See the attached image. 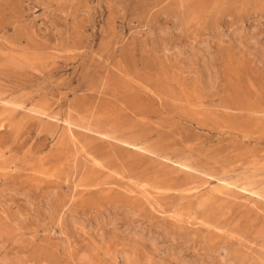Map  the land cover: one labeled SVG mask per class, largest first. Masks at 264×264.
<instances>
[{"label": "rangeland", "instance_id": "rangeland-1", "mask_svg": "<svg viewBox=\"0 0 264 264\" xmlns=\"http://www.w3.org/2000/svg\"><path fill=\"white\" fill-rule=\"evenodd\" d=\"M212 1L0 0V264H264V0Z\"/></svg>", "mask_w": 264, "mask_h": 264}, {"label": "bare ground", "instance_id": "bare-ground-1", "mask_svg": "<svg viewBox=\"0 0 264 264\" xmlns=\"http://www.w3.org/2000/svg\"><path fill=\"white\" fill-rule=\"evenodd\" d=\"M201 1V2H200ZM212 1V0H211ZM211 1L210 0H207V2L206 1H202V0H199V2H200V4L199 5H197V4H195V5H197L196 7L194 6V8H191L192 10H190L191 12H190V14H189V16H190V18L191 19H189V17H188V15L186 16V19L188 20L189 19V21L190 20H195L196 18H198L204 11L206 12L207 11V9H209V8H211L210 7V4H211ZM216 1H218V0H216ZM220 1V0H219ZM256 1V0H255ZM257 1H259V0H257ZM212 3H213V1H212ZM248 3V2H247ZM251 3H255L254 1L253 2H251ZM217 4V3H216ZM191 6H193V5H191ZM186 9V8H185ZM210 10V9H209ZM211 11V10H210ZM186 13H189V11H186ZM212 15V14H211ZM202 17L204 16V14L203 15H201ZM201 18V17H200ZM205 17H203V19H204ZM202 20V19H201ZM200 20V21H201ZM185 21V20H184ZM188 21V22H189ZM199 21V20H198ZM204 21H205V19H204ZM187 22V23H188ZM191 22V21H190ZM197 22V21H196ZM195 22V23H196ZM192 23H194V21H192ZM190 23H188V25H189ZM192 25V24H191ZM196 25V24H195ZM192 26H194V25H192ZM253 31H255V30H253ZM162 35H163V33H162ZM253 35V34H252ZM252 35H250V37L252 36ZM254 36V35H253ZM251 37L252 39V43L255 45V47L257 46V45H259V39L257 40L255 37ZM249 37V38H250ZM262 45V44H261ZM250 47V46H249ZM252 47V46H251ZM258 47V46H257ZM256 47V48H257ZM259 49H254L258 54L257 55H260L261 56V59L264 61V45H262V47H260V45H259V47H258ZM179 50V49H178ZM254 52V51H253ZM255 52V53H256ZM4 57H6V56H4ZM207 57V56H206ZM263 57V58H262ZM1 59H3L2 57H1ZM8 59V58H7ZM31 59V58H30ZM18 60H20V58L18 59ZM2 61H4V60H2ZM1 61V62H2ZM9 61H11L10 59H9ZM13 63H17V62H14V61H12ZM4 63V62H3ZM8 63V62H7ZM12 63V64H13ZM1 64V63H0ZM212 64V63H211ZM2 65H4V64H2ZM9 65H11V64H9ZM14 65H16V67H17V64H13V66ZM205 65H206V62H205ZM18 66H20L19 65V63H18ZM162 66V65H161ZM212 66H213V64H212ZM0 67L2 68V66L0 65ZM9 68H10V66H8ZM21 67V66H20ZM23 67V66H22ZM205 67V66H204ZM207 67V66H206ZM6 68V67H5ZM214 68V67H213ZM1 70V69H0ZM204 70H206L207 71V73H208V78L209 79H212V76H211V73H210V69L209 70H207V68H205ZM145 74H147V73H145ZM214 74V73H213ZM155 75V74H154ZM151 76V75H150ZM153 77V76H152ZM207 78V79H208ZM153 79V78H152ZM214 81V80H213ZM164 83H166L167 84V81L166 82H164ZM215 84V83H214ZM156 86V85H155ZM210 86H212V84L210 85ZM168 89H170V88H168ZM147 92V91H146ZM151 93V92H150ZM170 94V93H169ZM129 96V95H128ZM137 96V95H136ZM153 96V95H152ZM171 96V95H170ZM134 97V96H133ZM156 97V96H155ZM193 97V96H192ZM195 97V96H194ZM128 98V97H127ZM152 99V98H151ZM157 99V98H156ZM74 101V99L72 100V102ZM79 101H81V100H79ZM84 101L85 100H83L82 102H78L75 106L78 108V107H81V105L83 104V105H85L84 104ZM167 101V100H166ZM87 102V101H86ZM74 103V102H73ZM191 103V102H190ZM194 103V102H193ZM165 104V103H164ZM170 104V103H169ZM13 105V104H12ZM39 105V107H40V104H38ZM95 105V104H94ZM142 105V104H141ZM19 107H20V105H18ZM97 106V105H96ZM138 106H139V104H138ZM143 106V105H142ZM200 106V105H199ZM36 107V106H35ZM83 107V106H82ZM95 107V106H94ZM93 107V108H94ZM140 107V106H139ZM41 108V107H40ZM47 108V107H46ZM85 108V107H84ZM174 108V107H173ZM37 109V108H36ZM69 109V108H68ZM95 109V108H94ZM97 109V108H96ZM141 109V108H140ZM86 110H87V108H86ZM98 110H99V108H98ZM198 110V109H197ZM42 111V110H41ZM100 111V110H99ZM101 111H102V109H101ZM36 113L37 112H39V109L37 110V111H35ZM42 112H44V110L42 111ZM69 112H70V110H69ZM92 112H93V110H92ZM95 112H97V110L95 111ZM133 112V111H132ZM143 112V111H142ZM167 112V111H166ZM204 112V111H203ZM33 113V112H32ZM71 113V112H70ZM139 113H140V111H139ZM183 113V112H182ZM194 113V112H193ZM78 114V113H77ZM96 114V113H95ZM99 114H102V113H99ZM134 114V113H133ZM168 114V113H167ZM39 115V114H38ZM70 115V114H69ZM103 115H104V113H103ZM137 115V114H136ZM140 115V114H139ZM145 115V114H144ZM89 116V115H88ZM93 115H91V117H92ZM95 116V115H94ZM97 116V115H96ZM140 116H142V115H140ZM116 117V116H115ZM133 117H135V116H133ZM180 117V116H179ZM193 117V116H192ZM191 117V118H192ZM142 118V117H141ZM93 119H95V118H93ZM92 119V120H93ZM103 119V118H102ZM143 119H145V118H143ZM90 120H91V118H90ZM115 120V119H114ZM184 120V119H183ZM96 121V120H95ZM133 121V120H132ZM143 121V120H142ZM93 122V121H92ZM122 122V121H121ZM143 124H145L144 122H142ZM66 124H67V122H66ZM71 124V123H70ZM90 124V123H89ZM67 125H69V124H67ZM111 125V124H110ZM119 125V124H118ZM125 125V124H124ZM90 126V125H89ZM70 127V126H69ZM74 127V126H73ZM76 127V126H75ZM123 127V126H122ZM76 128H78V127H76ZM90 128V127H89ZM88 129V128H87ZM95 129V128H94ZM67 130V129H66ZM143 130V129H142ZM142 130H140L141 132H142ZM68 131V130H67ZM65 132V133H68V132ZM78 131V130H77ZM86 131V130H85ZM115 131L116 130H114L113 129V131H110V133H115ZM138 131V130H137ZM145 131V130H144ZM156 131V130H155ZM82 132V131H81ZM97 132L98 133H100L101 135H103L102 134V132L100 131V130H97ZM148 132V131H147ZM109 133V132H108ZM131 134H133V132H130ZM68 134H71V133H68ZM100 134H98V135H100ZM100 135V136H101ZM125 135V134H124ZM130 135V134H129ZM140 134L138 133V136H139ZM70 136V135H69ZM104 136H105V133H104ZM108 136H109V134H108ZM114 136V135H113ZM131 136V135H130ZM129 136V138H127L128 136H125V140H124V143L127 145V148H132L133 150L134 149H138L139 150V148H140V143H139V138L138 137H136V135L134 136V137H130ZM73 137V136H72ZM141 137H143V135L141 136ZM146 139V138H145ZM148 139V138H147ZM75 140V139H74ZM122 140V139H121ZM162 140V139H161ZM143 141V140H142ZM147 141V140H146ZM171 141V140H170ZM145 142V141H144ZM143 143V142H142ZM72 144V143H71ZM145 144H149V143H145ZM151 145V144H150ZM243 145V144H242ZM122 146V145H121ZM149 146V145H148ZM175 146V145H174ZM183 146V145H182ZM246 146V145H245ZM123 147V146H122ZM178 147V146H177ZM123 148H125V147H123ZM144 148V147H143ZM141 149V148H140ZM147 149V148H146ZM179 149V148H178ZM258 149V148H257ZM126 150V149H125ZM137 150V151H138ZM156 150V149H155ZM154 150V151H155ZM180 150V149H179ZM65 151V150H64ZM148 151H150V150H148ZM62 152V151H61ZM134 152H136V150L134 151ZM141 152V151H140ZM144 152V151H143ZM64 153V152H63ZM131 153H133V152H131ZM139 154V153H138ZM149 154V153H148ZM89 155H91V154H89ZM135 155H137V154H135ZM159 155V154H158ZM61 156V155H60ZM92 156V155H91ZM164 156V155H163ZM158 157V156H157ZM95 158V157H94ZM132 158V157H131ZM138 158V157H137ZM171 160V159H170ZM97 161H98V158H97ZM100 161V160H99ZM101 162V161H100ZM173 163V162H172ZM106 165H107V162L105 163ZM93 165H94V163H93ZM103 165V164H102ZM187 165V164H186ZM185 165V166H186ZM63 166V165H62ZM96 166H97V164H96ZM104 166V168H105V165H103ZM173 166V165H172ZM189 166V165H188ZM37 167H38V165H37ZM40 167V166H39ZM99 167V166H98ZM108 167V166H107ZM190 167V166H189ZM101 168V167H100ZM43 169V168H42ZM107 169H110V168H107ZM188 169V168H187ZM198 169V168H197ZM112 170V169H111ZM110 170V171H111ZM188 170H190V169H188ZM196 170V169H195ZM38 171H39V169H38ZM115 171V170H114ZM40 172V171H39ZM96 172H98V171H96ZM113 172V171H112ZM118 172V171H117ZM116 171H115V173H117ZM189 172H192V171H188V173ZM194 172V171H193ZM200 172V171H199ZM93 173V172H92ZM198 173V172H197ZM66 174H67V172H66ZM88 174H90L89 176H91L92 177V175L93 174H91V173H88ZM117 174H119V173H117ZM199 174V173H198ZM201 174H202V172H201ZM206 174V173H205ZM208 174V173H207ZM109 175V174H108ZM191 175H194V174H191ZM85 176V175H84ZM94 176V175H93ZM200 177H202L201 175H199ZM198 175H197V177H199ZM205 176V175H204ZM87 177V176H86ZM199 177V178H200ZM207 177V176H206ZM211 177V176H210ZM196 178V177H195ZM88 179H89V177H88ZM201 179V178H200ZM202 179H203V177H202ZM187 180H189V179H187ZM196 180V179H195ZM207 180V179H206ZM205 180V181H206ZM193 180H191L190 182H192ZM197 181H198V179H197ZM210 181V180H209ZM189 182V181H188ZM207 182V181H206ZM195 183V182H194ZM226 183V182H225ZM188 184V183H187ZM190 185H192V184H190ZM199 185V184H198ZM197 185V186H198ZM250 185V184H249ZM255 186H257V185H255ZM192 187H194L193 185H192ZM254 187V186H253ZM198 188V187H197ZM252 188V187H251ZM250 188V189H251ZM226 189V188H225ZM231 189V188H230ZM247 189V188H246ZM245 189V190H246ZM221 190L223 191L224 190V188L222 189L221 188ZM249 190V189H248ZM221 191V192H222ZM229 191V190H228ZM216 193V192H215ZM224 193V192H223ZM259 195V194H258ZM214 196V195H213ZM216 196V195H215ZM218 196V195H217ZM221 196V195H220ZM49 197H51V196H49ZM263 198V197H262ZM208 199H209V197H208ZM211 201V200H210ZM210 201H209V203H210ZM222 201V200H221ZM50 203V202H49ZM205 203V202H204ZM203 204V203H202ZM52 207V206H51ZM46 208H47V206H46ZM49 209V208H48ZM52 209H53V207H52ZM53 211V210H52ZM52 211H51V213H52ZM115 212V211H114ZM49 215V214H48ZM125 217V216H124ZM105 218H107V216L105 217ZM120 218V217H119ZM115 219V218H114ZM116 219H118V218H116ZM74 222V221H73ZM112 224V223H111ZM264 224V223H263ZM113 226V225H112ZM84 227V226H83ZM107 229V228H106ZM105 229V230H106ZM112 229V231L113 232H116V230H117V226H116V228L114 227H112L111 228ZM108 230V229H107ZM106 232H108V231H106ZM136 232V231H135ZM159 233V232H158ZM101 234V233H100ZM110 236H112V235H110ZM155 237H157V236H155ZM154 237V238H155ZM148 238H149V236H148ZM151 238V237H150ZM160 239V238H159ZM136 240V239H135ZM152 242H151V249L150 250H155L156 248H157V245H159V244H157L156 242H155V240L154 239H152L151 240ZM159 241V240H158ZM103 242V241H102ZM144 243V242H143ZM149 244V243H148ZM187 245V244H186ZM152 251V252H153ZM133 254V253H132ZM147 254V253H146ZM180 256V255H179ZM178 256V257H179ZM208 257V256H207ZM172 258V257H171ZM183 260V259H182ZM255 261V260H254ZM2 262V261H1Z\"/></svg>", "mask_w": 264, "mask_h": 264}]
</instances>
